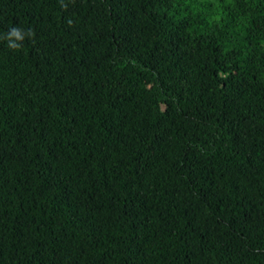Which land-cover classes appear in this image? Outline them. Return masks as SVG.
Returning <instances> with one entry per match:
<instances>
[{"label": "trees", "instance_id": "1", "mask_svg": "<svg viewBox=\"0 0 264 264\" xmlns=\"http://www.w3.org/2000/svg\"><path fill=\"white\" fill-rule=\"evenodd\" d=\"M13 26L0 264H264V0H0Z\"/></svg>", "mask_w": 264, "mask_h": 264}, {"label": "clouds", "instance_id": "2", "mask_svg": "<svg viewBox=\"0 0 264 264\" xmlns=\"http://www.w3.org/2000/svg\"><path fill=\"white\" fill-rule=\"evenodd\" d=\"M66 7V5H65ZM34 33L31 29L25 31L19 27H11L7 33L0 35V40H5L7 42V47L10 50H20L23 46V41L26 38H32Z\"/></svg>", "mask_w": 264, "mask_h": 264}]
</instances>
